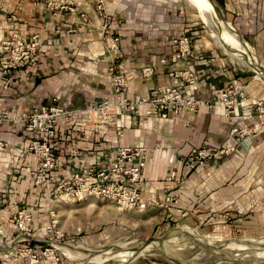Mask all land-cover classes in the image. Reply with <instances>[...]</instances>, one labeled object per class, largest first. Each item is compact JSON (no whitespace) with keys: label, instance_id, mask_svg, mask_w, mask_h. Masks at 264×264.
Returning a JSON list of instances; mask_svg holds the SVG:
<instances>
[{"label":"crops","instance_id":"obj_1","mask_svg":"<svg viewBox=\"0 0 264 264\" xmlns=\"http://www.w3.org/2000/svg\"><path fill=\"white\" fill-rule=\"evenodd\" d=\"M236 1L238 0H227L226 10L232 11V22L240 21L238 27H242L243 33L251 34L252 28L258 27L257 23L264 24V1L260 2L259 7L257 0H246L237 4ZM69 2L72 6L75 5ZM202 11L199 10V14L206 23L204 8ZM82 15L86 14L79 7L73 12L58 10L53 15L44 2L0 0V43L8 38V32L13 26H17L28 37L39 34L43 41L37 67L20 70L11 77L9 83L3 82L0 77V112L33 109L50 104L54 98H58L68 109L79 110L93 106L111 93L108 68L113 58L105 46L104 31L92 30L90 25L95 18L89 16L91 20L84 24ZM10 18L13 23H10ZM109 19L107 33L121 37L122 55L115 62L130 79L127 96L131 99L136 95L149 96L154 87L169 84L162 70L151 79L143 78L141 70L149 64L158 65L162 58L171 56L176 51L172 43L174 38L168 33H156L155 26H151L152 28H148L151 31L143 34L132 32L131 26L124 27V32L120 34L119 24L122 22L119 21V16H110ZM224 22L237 33L231 23L226 20ZM57 30L60 33L57 34ZM126 30H130L129 33H125ZM210 37L215 41L211 34ZM259 37L264 40V33L257 39ZM249 45L252 57L257 58L260 63L257 65L263 66L252 45ZM260 49L263 52L264 45ZM192 52L190 67L202 89L203 97L210 96V87L222 88L238 77L235 66L225 62L219 52L208 48L207 44L205 46L195 43ZM257 69L251 71L264 73ZM240 78L244 81L243 77ZM262 85H247V95L257 101L263 100L264 84ZM239 103L238 110L241 111L242 102ZM191 120V126H186V118L177 117L163 120L143 116L138 118L137 126L121 120L125 135L122 145H139L148 150L149 158L145 169L147 182L140 186L141 192L151 204L145 212L150 211L151 214L173 222L191 214L194 217L191 221L199 224L210 220L230 221L239 216L245 217L246 227H259L264 230V177L257 178L252 175L245 179L235 178L236 170L243 164L239 154L225 160L220 166L208 165L199 168L189 176L186 186L174 191L178 203H166L164 178L172 169L181 168L182 160L194 148H227L235 145L233 122L224 116L223 107L220 106L214 111L203 108ZM0 140L10 145V150L0 153V196L3 198L0 227L11 231L8 225L10 214L18 207H25L34 213L35 237L46 239V209L55 191V182L62 174L68 175L71 168L66 165L63 171L53 175L52 185L46 194V203L40 208L41 191L34 186L31 178V172L36 166L35 159L31 156L20 158L21 151L29 143L27 134L20 126L4 123L0 125ZM60 140L62 150L59 155L62 159L96 167L107 164L119 146L113 127L81 129L64 123ZM263 151L264 130L253 145L249 156L251 161L256 163L255 160L263 155ZM109 230L102 228L93 236L95 242L109 238ZM0 257L2 264H28L26 259L18 255L6 257L0 253Z\"/></svg>","mask_w":264,"mask_h":264},{"label":"built area","instance_id":"obj_2","mask_svg":"<svg viewBox=\"0 0 264 264\" xmlns=\"http://www.w3.org/2000/svg\"><path fill=\"white\" fill-rule=\"evenodd\" d=\"M40 2H44L53 15L58 10L74 11L69 0H35V3ZM98 9H103L102 3ZM9 21L13 23L11 18ZM82 21L88 24L89 18L82 15ZM56 33H60L59 30ZM104 42L108 54L113 58L108 68L112 81L108 96L91 107L79 110L68 109L58 98H54L50 104L33 109L0 112V125L12 123L20 126L29 138L20 158L31 156L35 159L36 166L31 172V178L34 186L41 191L40 208L46 203L53 175L63 171L66 165L71 168L68 175L62 174L55 182V191L49 200L52 206L47 205L45 232L49 240L35 237L36 220L33 212L28 209L17 210L10 214L8 220L15 237L11 238L8 229L0 227L6 235L5 245H0L3 256L18 255L26 259L28 264H60L61 253L57 245L63 236L54 206L61 203H82L95 199L111 202L121 212L139 213L151 206L140 189L141 184L147 182L145 169L148 150L139 145H122L125 135L121 120L137 126L138 118L143 116L163 120L177 117L186 118V126H191V118L198 116L203 108L214 111L220 106L223 107L224 116L232 120L234 146L194 148L182 160V167L172 169L164 178L165 200L170 205L178 203L174 191L186 186L190 175L199 168L218 165L224 157L233 154L236 147L249 150L254 145V136L264 129V99L257 101L249 98L247 87L240 79L235 78L222 88L210 87L209 97L201 95L202 89L190 67L193 52L189 37L174 38L172 43L176 51L171 56L162 58L158 65L149 64L141 70L145 79L153 78L162 70L169 84L154 87L149 96L136 95L132 99L127 96L130 79L115 62L122 55L120 38L106 37ZM42 44L39 34L28 37L17 26H13L8 32V38L0 43L2 81L9 83L11 77L20 70L37 67ZM240 101L241 111L238 110ZM97 112L106 113L103 120L97 117L92 119V113ZM111 113L115 115L114 118ZM64 123L81 129L113 127L119 143L113 157L100 167L62 159L59 155L62 150L60 132ZM8 150L10 145L0 140V153ZM2 206L3 198L0 196V208ZM45 244L47 246H42Z\"/></svg>","mask_w":264,"mask_h":264},{"label":"rangeland","instance_id":"obj_3","mask_svg":"<svg viewBox=\"0 0 264 264\" xmlns=\"http://www.w3.org/2000/svg\"><path fill=\"white\" fill-rule=\"evenodd\" d=\"M69 1L75 4L72 6L74 11L79 7L88 18L89 16L92 19L95 18L90 26L92 30H96L95 32H99V30L104 31V38H121L118 34L107 33L110 16H119V21L122 22L119 24L120 34L124 32V27L129 28L131 26L133 27L132 32L143 34L146 31H151L148 28L155 26L157 28L154 29L156 33H168L172 39L189 37L191 39L192 50L195 43H201L205 46L207 44L208 48L219 52L225 62L231 64L233 67L235 66L234 68H236L239 77L236 78L241 80L240 77H243L244 81L241 80V82L243 84L246 82V87L249 84H264L256 79V73L248 68L251 63L247 62L249 58H252V49L247 44L248 42L252 45L256 56L262 61L264 66V51L262 52L260 49L264 45V40L260 37L257 39L259 35L264 33V24L259 25L257 23L258 27L256 29L252 28L251 34L243 33L242 27H238L240 26V21L236 20L232 22L233 13L226 10L227 6L225 2L227 0L201 1L210 12V15L214 16L215 14L214 17H216V20L225 31L229 29L230 32L235 33L237 40L240 39L238 43L248 46V49L251 50L249 52L247 47H243L244 53H242L239 50L241 46L237 45L235 49H237V53L241 56V59L238 61L232 57L234 55L233 49L232 53L230 52L231 54L227 53L226 48L220 47L210 37V34L213 37L218 28L215 26L212 31L211 25L209 26V24H206L207 21L206 23L203 21L197 8L189 3L188 0ZM241 1L244 2L246 0H238L236 4L241 3ZM247 1L249 2L250 0ZM263 1L257 0V6L259 7L260 2ZM101 3L103 9L99 10L98 6ZM208 6L212 8L214 13ZM248 15L250 16L251 13ZM217 17L231 23L237 33L243 36L247 42ZM133 18L136 19L133 20ZM134 21L139 23H135ZM247 24H245L246 28H248ZM128 31L126 30L125 33H129ZM254 59L256 60L257 58ZM263 130L254 136V143L258 140ZM252 148L244 150L242 147H236V151L220 160L218 166L224 163L225 160L231 159L235 154H239V157L243 160V164L236 170L235 178L245 179L247 177L250 178L252 175L257 178L264 177V151L262 152L263 155H259V158L255 160L256 163H254L249 157L251 156ZM49 205L52 206V203H49ZM54 207L59 218V227L63 236L58 241V245L71 244L75 247V250L77 249L76 255L71 257L57 247L61 253L60 264H264V230H261L259 227L252 229L246 227L245 217L241 218L237 216L230 221L226 219L210 220L199 224L191 221L194 217L188 214L187 217L175 219L173 222L151 214L150 211L143 213L135 211L121 212L113 203L95 199L82 203H61ZM22 209L27 208L18 207L13 212ZM102 228L110 229L111 234H109V238L96 243L93 236L97 235ZM11 231H9L11 238H14L13 229ZM5 237V233L0 230V245H5ZM159 238L167 239V241H164V245H166L163 246V249L166 250L164 252H148L143 250L137 253H127L128 251H126L117 258L111 259L109 257L118 251V249H121L122 245L129 244L131 241L158 240ZM46 240H49V237ZM240 246H251L253 248L248 252L236 253L237 247Z\"/></svg>","mask_w":264,"mask_h":264},{"label":"bare ground","instance_id":"obj_4","mask_svg":"<svg viewBox=\"0 0 264 264\" xmlns=\"http://www.w3.org/2000/svg\"><path fill=\"white\" fill-rule=\"evenodd\" d=\"M189 3H191L195 8H197V10L202 11V8H204V15L206 16V19H207V22L209 24V26L211 25V29L212 31L214 30L213 28L216 26V28H218L214 34H213V38L215 39V41L218 43V45L220 47H224L226 48V51L227 53L231 54L232 53V49H233V56L235 59H237V61L239 59H241V56L239 53H237L238 51H236L237 49H235V47L237 45H240L241 48L239 50H241L242 53H244V49L243 47H247V49L249 48L248 46H244V45H241L240 43H238V39L237 40V37H236V34L235 33H232L229 31V29L227 31H225L222 26L219 24V22L216 20V18L212 15L209 14V11L207 10V8L203 5V2L200 1V0H188ZM207 3V2H206ZM208 5V3H207ZM209 7V6H208ZM210 8V7H209ZM210 10L214 13V11L212 10V8H210ZM218 18V17H217ZM220 19L221 21L224 22V20H222L221 18H218ZM215 28V29H216ZM226 28H228L226 26ZM238 34V33H237ZM239 35V34H238ZM240 36V35H239ZM243 40L245 42H247L244 38ZM248 44V43H247ZM249 45V44H248ZM246 49V50H247ZM249 52H251L250 49H248ZM231 52V53H230ZM240 52V51H239ZM246 54V52H245ZM247 55V54H246ZM253 55V54H252ZM248 58V57H247ZM253 58V57H252ZM249 58L247 60V62L249 61L251 64L248 66V68L252 71L256 70H262L264 72V66H258L257 64H260L259 61L255 60L254 58ZM249 64V63H248ZM256 78H258L259 80H262L263 83H264V73L262 72H258L256 73ZM106 115L105 112H97V113H92V119H95L96 117L103 120L104 119V116ZM112 118L115 117V115L113 113L110 114ZM165 243L162 242V243H158V244H154V245H151V246H148L145 251H148V252H153V251H156V252H164L166 251L165 249H163L164 247L163 246H166L164 245ZM142 241H139V240H134V241H131L129 244H124L121 246V248L123 247V249H118V251H116L114 254L110 255L109 257L112 259V258H117L118 256H121L124 252L126 251H135L137 249H140L142 247ZM57 247L61 250H63L67 255L69 256H75L76 255V250H75V247H73V245L71 244H67V245H57ZM251 248L253 247H248V246H240V247H237V250H236V253L239 252V253H242V252H248V251H251ZM168 250V249H167ZM62 251V252H63ZM214 251V249H213ZM216 251H219V250H216ZM172 252V251H171ZM80 256V255H79ZM107 257V258H109ZM109 258V259H110Z\"/></svg>","mask_w":264,"mask_h":264},{"label":"water","instance_id":"obj_5","mask_svg":"<svg viewBox=\"0 0 264 264\" xmlns=\"http://www.w3.org/2000/svg\"><path fill=\"white\" fill-rule=\"evenodd\" d=\"M240 37L243 39L244 37L240 35ZM164 241H167V239H163V238H159L158 240H142V247L140 249L137 250H133V251H128L127 253L131 252V253H137V252H142L143 250H145L148 246L154 245V244H158V243H162ZM123 249V247L121 248ZM124 250V249H123Z\"/></svg>","mask_w":264,"mask_h":264}]
</instances>
